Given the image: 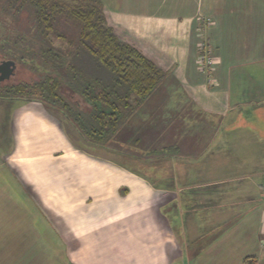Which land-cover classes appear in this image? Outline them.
<instances>
[{"label": "crops", "instance_id": "obj_1", "mask_svg": "<svg viewBox=\"0 0 264 264\" xmlns=\"http://www.w3.org/2000/svg\"><path fill=\"white\" fill-rule=\"evenodd\" d=\"M98 1L163 78L109 145L0 96V264H264V0Z\"/></svg>", "mask_w": 264, "mask_h": 264}, {"label": "trees", "instance_id": "obj_2", "mask_svg": "<svg viewBox=\"0 0 264 264\" xmlns=\"http://www.w3.org/2000/svg\"><path fill=\"white\" fill-rule=\"evenodd\" d=\"M4 20L15 24L17 30V34L0 39L5 60L18 62L39 78L5 87L2 95L36 99L57 107L90 143L105 145L122 121L123 111L132 112L147 100L163 78L153 62L118 39L98 0L71 4L0 0V30ZM61 28L70 30L73 39H68ZM51 36L76 44L69 68L73 77L81 79L69 82L71 88L53 75L62 70L59 63L63 55L52 47ZM65 89L80 97L82 104H70L62 95ZM83 103L88 107L85 112Z\"/></svg>", "mask_w": 264, "mask_h": 264}, {"label": "rangeland", "instance_id": "obj_3", "mask_svg": "<svg viewBox=\"0 0 264 264\" xmlns=\"http://www.w3.org/2000/svg\"><path fill=\"white\" fill-rule=\"evenodd\" d=\"M57 1L71 4V3L75 2L76 0H57ZM104 15H105V13H104ZM4 21L5 22L2 21V23H1V27H2V30H0V39L1 40L5 39L6 35H7V37H9V36H13V35L17 34L15 24L8 22L9 20H4ZM4 23L6 24V26L4 25ZM61 31H62V33L64 32L66 34L68 39H71V40L73 39L74 35H72L70 33L71 32L70 30H67L66 28L65 29L61 28ZM4 34H5V36H4ZM50 41H51L52 47H54V49H56L57 51L61 52V54L63 55V60L61 61V63H59L62 70H57L58 73H55L53 75L55 77H58V79H61V81L67 86V88H71V86L69 85V82H70V84L71 83L73 84L74 80H77L78 77L81 79L80 76L77 77L75 74H74L75 77H73V75L71 74V73H73V71L69 68L71 65L69 58L71 57V55L73 56V52L75 51L74 49L76 47V44L68 43V40L64 41V40L58 39L54 36L50 37ZM5 58H6V56H4L3 51L0 50V63L2 61H4ZM38 78H39V76L35 72L29 71L27 67H24L21 64H19L18 62H16L15 63V69L13 71V75L7 81L2 82L0 84V96L2 95V92H3L5 87H9L12 85L13 86L18 85L19 83H32L35 80H38ZM62 95H63V97H65V99L69 100L70 104H74V103L75 104H77V103L82 104L80 102V101H82L80 99V97H78L76 95L72 96V94L67 89H65V91L63 90ZM87 110H88V107L86 106L85 103H83L82 111L85 112ZM128 113H129V110H125V111H123L122 116H125ZM69 121H70V119H69ZM73 132H75L74 129H73ZM114 139H115V133L111 136L110 140L105 145H109L110 143L112 144Z\"/></svg>", "mask_w": 264, "mask_h": 264}, {"label": "built area", "instance_id": "obj_4", "mask_svg": "<svg viewBox=\"0 0 264 264\" xmlns=\"http://www.w3.org/2000/svg\"><path fill=\"white\" fill-rule=\"evenodd\" d=\"M197 70L207 75L214 64L212 52L205 39H202L197 45Z\"/></svg>", "mask_w": 264, "mask_h": 264}, {"label": "water", "instance_id": "obj_5", "mask_svg": "<svg viewBox=\"0 0 264 264\" xmlns=\"http://www.w3.org/2000/svg\"><path fill=\"white\" fill-rule=\"evenodd\" d=\"M15 69V64L12 61H5L0 64V83L8 80Z\"/></svg>", "mask_w": 264, "mask_h": 264}]
</instances>
